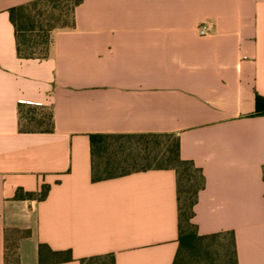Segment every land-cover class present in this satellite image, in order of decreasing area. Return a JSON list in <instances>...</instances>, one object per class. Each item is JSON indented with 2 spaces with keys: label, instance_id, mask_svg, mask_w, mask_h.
Here are the masks:
<instances>
[{
  "label": "crops",
  "instance_id": "0c3cea01",
  "mask_svg": "<svg viewBox=\"0 0 264 264\" xmlns=\"http://www.w3.org/2000/svg\"><path fill=\"white\" fill-rule=\"evenodd\" d=\"M32 1L0 0V264H40L41 244L71 250L58 264H173L176 172L92 180L90 135L140 133L178 135L202 169L199 234L233 231L239 264H264V0H83L49 57L23 60L9 10ZM30 105L53 132H20Z\"/></svg>",
  "mask_w": 264,
  "mask_h": 264
},
{
  "label": "trees",
  "instance_id": "16d2710c",
  "mask_svg": "<svg viewBox=\"0 0 264 264\" xmlns=\"http://www.w3.org/2000/svg\"><path fill=\"white\" fill-rule=\"evenodd\" d=\"M83 0H35L9 10L15 29L17 56L23 60H45L50 55L52 34L56 29L75 26V11ZM22 105V104H21ZM34 108V109H30ZM29 109L28 111H25ZM41 112L37 118L36 112ZM49 111V112H48ZM253 116H264V98L256 99ZM21 133L54 131L51 109L38 106L19 107ZM23 120L28 125L23 126ZM92 180L99 182L151 170H174L177 175L179 208V246L173 264H191L196 258L221 259L222 264H239L233 231L201 235L194 223L199 194L206 187L201 168L181 157L180 138L171 133L92 134ZM264 176V170H263ZM49 186L38 193L18 190L17 199L45 200ZM22 236H29L23 232ZM227 237L229 238L226 242ZM17 264L16 251H9L7 262ZM73 260L71 250L55 251L47 244L39 246L40 264H58ZM81 264H115L113 254L80 260Z\"/></svg>",
  "mask_w": 264,
  "mask_h": 264
},
{
  "label": "rangeland",
  "instance_id": "374dc122",
  "mask_svg": "<svg viewBox=\"0 0 264 264\" xmlns=\"http://www.w3.org/2000/svg\"><path fill=\"white\" fill-rule=\"evenodd\" d=\"M34 109V108H30ZM29 109H26L25 111H28ZM49 112V111H48ZM37 118L41 117V112L37 110L36 112ZM23 126L25 127H31V128H37L35 125H28L27 121L23 120ZM229 238L227 237L226 242H228ZM191 264H222L221 259H210L208 260L207 257H201V258H196L194 259Z\"/></svg>",
  "mask_w": 264,
  "mask_h": 264
},
{
  "label": "built area",
  "instance_id": "2783aa9c",
  "mask_svg": "<svg viewBox=\"0 0 264 264\" xmlns=\"http://www.w3.org/2000/svg\"><path fill=\"white\" fill-rule=\"evenodd\" d=\"M199 34L201 36H208L211 32V25L209 23H202L198 28Z\"/></svg>",
  "mask_w": 264,
  "mask_h": 264
}]
</instances>
